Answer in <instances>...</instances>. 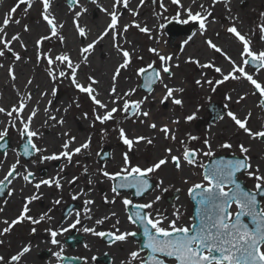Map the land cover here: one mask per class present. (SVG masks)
<instances>
[{
  "label": "rangeland",
  "instance_id": "obj_1",
  "mask_svg": "<svg viewBox=\"0 0 264 264\" xmlns=\"http://www.w3.org/2000/svg\"><path fill=\"white\" fill-rule=\"evenodd\" d=\"M70 1L71 0H59L62 6L68 11L73 10L80 5V3L88 4L90 2V0H77L76 3L70 4ZM18 2L19 0H0V29L14 32V35L18 34L21 42L24 36H27L33 28H37L39 31L42 29L39 36L47 35L49 39L42 41L39 48H37L35 43L37 39L34 38L31 48L25 51L22 47V50L25 52L17 53L20 56L19 60H16L13 55V52L16 53V50H18L17 47L16 50L14 47H11L12 52H8L5 49V55L0 57V67H3V70H0V75L7 74L10 78L11 76L8 73L9 67L13 69V74L15 75V67L17 64H26V68H28V72L31 76L45 79L49 83V96L47 101L49 106L43 107H46V109L62 117L64 124L69 127L66 136L81 135L83 137H89V147L80 152L78 154L79 156L66 167V170L70 172L72 181L81 182V185L86 184L89 187L88 190L81 192L78 189L74 190L71 188L70 184H66L55 172L58 166L57 160L43 162L36 157V152L34 150L33 156L28 160H25L20 155L18 147L22 137L20 134H16V125L20 118L17 117L15 113L12 117H9V121L8 123L5 122L3 130L7 128L8 131L5 137L10 139L11 144L15 140V148L11 147L10 144L11 148L7 149L6 152L10 151L13 164L19 160L16 173L10 179H14L18 176L26 187L29 188V186H31L34 192L39 193L38 199L32 200L28 204L29 211L26 215L36 220H40V217L43 215L45 218L40 220L39 224L48 225L58 214H61L59 210H62L69 204H78L80 208L72 212L70 216L71 220L78 219L82 222L83 218L88 216L90 220L93 221L94 225H101L95 232H101L100 230L112 231L115 233L117 230H119V232L122 230H124V232H130L133 230L132 227L129 226L126 228L124 222L126 221L125 217L127 212L123 200L127 198L130 199L133 204H147L151 202L152 207L146 209L147 213L154 219L157 218V216L163 218L161 226L165 228H168L172 221L176 222L177 227H191L193 223L191 215L192 204L189 199L188 188L196 183H207L203 181V167H201V165L204 166L209 157L223 153L242 156L239 146L243 144L249 149L247 156L249 157V163L252 165L251 170L255 171L258 168L259 172L257 174H264V141H262L261 138L249 136L227 116V112L231 111L241 120L248 117L246 126L250 130L264 131V110L261 105V99L264 98V96H261L260 93L243 78H229L221 84L215 83L217 80H223V75L216 72L215 67H217L219 61L225 59L226 54L230 58L233 57L237 65L244 66L245 70L252 75L254 79L264 85V68H259V70H257V68H252L248 64L244 65V57H241L243 44L233 34L227 32V28L235 25L237 20V23L239 21L238 25L241 24L243 27L240 33L250 41L252 51L258 53L264 50L258 37L260 32L259 27L264 26V0H217L216 3H213V0H179L178 3H173V0H144L142 5L145 11L142 17L149 21L140 23L139 19L134 18V23L130 24L124 17L125 15H122L121 18L124 19H118L116 30L120 31L125 38L123 42L117 40V45H119L122 50H127L130 53L131 63L127 68L123 69V71L130 75L132 86L130 90L135 89V91L131 92L130 95L126 96L115 106L118 111L113 114L112 119L104 123L95 119V116L99 114L98 106L93 104L86 93L80 92L72 84L71 70L67 68L66 64H60L56 61L51 66L48 65L46 57H51L53 59L56 57L54 51L58 50V46H60L58 40L62 34L59 33L56 36H52L51 29L41 15L42 0H29V3L21 4L16 12L12 13L11 9L16 6ZM190 2L194 5L193 7H189ZM157 3L158 6L156 5ZM184 5L189 7L188 10H191L193 13L200 12L201 14H212L213 12L210 21H215L217 25H219V29L211 35L206 31L201 33L199 23L189 20L187 11L184 13L182 12ZM5 16L10 18V22L6 28L3 25ZM90 16L93 17V14ZM208 20L209 19H207L206 22ZM16 21H19V23ZM184 21L187 22L185 23ZM137 24L140 25V27H146L149 31L141 32L139 28L135 26ZM25 25H27L29 31L24 30ZM125 25H128L127 31L124 30ZM169 25L175 28L185 26L188 29L185 33L178 34L175 38H170L167 32ZM196 33L203 34L205 43H203L201 39L199 42L203 48L213 53L212 60L203 63L201 61H198V63L197 61L183 62L179 58L181 48L185 41L188 42L190 40L189 37H192ZM109 34L110 37L112 33L110 32ZM209 40L215 44H218L219 41L223 52L218 53L210 48L207 44ZM2 48L3 45H0V49ZM229 48L234 49V51H232L233 54L229 52ZM149 49H156L161 55L172 57V59L167 62V65L171 69V74L161 72L162 82L158 81L153 86L152 90L146 93L139 89L141 78L140 75H137V69L142 67L147 68L148 64H152L157 70H161L159 56L149 51ZM75 51H77L76 54L69 53L72 61H74L75 57L80 55L78 49H75ZM115 51L123 63L122 54L118 52L117 49ZM38 52L41 57L39 60L37 59ZM205 64H212L214 67L207 68L200 66ZM229 64L231 65L230 62ZM49 68H51L56 75L55 80L48 75ZM60 71H64L66 75L60 77ZM198 76L199 78L197 79ZM197 80H200L201 83L197 84ZM77 81L85 86L89 84L87 81L85 82L80 73H77ZM175 81H182V91L175 95L173 94L172 97L164 100V103L160 100H156L154 105L147 106L146 97L156 93L164 85L169 83L172 84ZM208 81H212V83L209 84ZM240 84H243V88L239 92H236ZM53 89H56L55 94H53ZM240 97H244V99L241 100ZM138 98L143 100L139 112L132 111V113H130L132 110L131 108L128 112L123 111L124 100L138 101ZM173 99H179L182 103L180 105L174 104ZM245 102L249 105L247 110H244L245 106L242 105ZM210 103H219L223 108L224 114L212 124L205 125V120L209 116L206 106ZM14 105L16 106V100L9 95L8 102L2 104L0 108L5 109V115L7 116V112L11 111ZM143 112H147L149 115L145 117L142 115ZM150 114H153L154 121H158L164 116L172 114L173 117L177 118L178 124L169 132L168 138H165V134L162 131L156 133L152 129L149 130L144 126L142 137L145 139L137 142V144L133 143L132 147L129 148L120 138L119 130L127 127V132L133 134L135 121L140 119L141 122H145L150 118ZM189 115L194 116V119L191 121L186 120L185 118ZM28 116L29 115H27V117ZM200 120H203L204 125L202 124L196 128V124L199 123ZM81 122L85 124L83 130H81L79 124ZM13 124H15V127L12 126ZM149 133H151V136ZM172 135L175 136V140L171 138ZM191 136L197 137V139H189ZM127 138L130 139V136H127ZM32 140L37 146L36 139L33 137ZM149 140H151V143H148ZM205 140H208V145L204 144ZM225 143L231 144L232 147H220V145ZM209 146L212 155L206 156L204 153L209 151ZM103 147L110 148V159L101 162L99 161V157ZM185 147L196 150L197 156L195 165H190L183 160ZM166 149H171V153L169 154ZM125 154H127L129 158V167L139 166L141 168H146L159 159L163 158L167 160V163L162 165L160 169L148 175V177L156 183L155 189L144 198L136 201L132 200L131 194L128 192L123 191L120 192L119 195L113 193V179H109L103 175L104 171L114 174L125 167L123 163ZM171 155L180 158L181 166L179 168H177L171 160ZM2 159L4 160V156L0 153V166L10 165L5 161L4 164L1 163ZM25 169L33 173V176L30 177L31 182H27L23 179V175L26 174ZM88 171L92 172L90 180L81 181L85 172ZM42 176H46L50 180L58 179L61 187L57 188L55 184H52L51 186L41 185L39 189L35 188L34 180ZM239 178L250 190H255L254 186L256 180L254 178L249 177L246 172H243ZM9 191L11 190L7 186L5 197L2 196L0 198V217L4 216L3 219H0V231L8 227L5 221H8L10 224L12 216L15 215L14 213H7V211L12 212L11 207H15L11 206L8 208V206H10L8 202L12 195H8ZM173 192H178L177 198L173 200L172 203H169L167 202V198L170 197ZM80 193H82V195H80ZM72 195L75 198L70 197ZM85 195L87 196L86 200L85 197H83ZM105 195L109 198L107 199ZM157 197H159V200L156 199ZM103 199H106V202H104ZM57 200L60 201L59 204L55 203ZM86 201H92V203L85 204ZM260 205L261 210H264V200H261ZM59 206L63 207L60 208ZM85 208L88 209L87 212ZM115 211L117 212L115 213ZM231 212L235 213L236 208L232 207ZM98 220H101L102 223L97 224L96 222ZM32 225L36 227H32ZM65 225L66 223L60 224L55 227L54 230L57 231L60 227ZM33 228H35V230L40 229L37 227V224H33L29 220H23L12 226L7 234L4 233L0 235V257L4 258L0 261V264H6L7 261H9L10 253L13 252H10V249L25 242L24 232L33 230ZM46 228H48L47 236L41 234L40 236L42 238L30 239V242L36 243L44 237L48 240L50 249H53L52 247H59V249L61 248L59 253L78 255L79 252L76 251L78 248L75 246L74 250L69 249L64 243L63 238L62 240L59 239L62 244L61 247L59 244H53L51 242L53 237L49 231L52 229L45 227L41 228V230H45ZM94 240L93 238L88 239L87 237V244L85 246L86 252L90 249V243L94 242ZM96 242L97 239L94 242L96 246L92 245L91 252L100 251ZM117 246L122 248V252L124 253L128 251L131 253L134 251L132 245L126 241H122V243ZM91 252L87 253L90 255ZM39 262H42V260Z\"/></svg>",
  "mask_w": 264,
  "mask_h": 264
},
{
  "label": "snow or ice",
  "instance_id": "obj_2",
  "mask_svg": "<svg viewBox=\"0 0 264 264\" xmlns=\"http://www.w3.org/2000/svg\"><path fill=\"white\" fill-rule=\"evenodd\" d=\"M72 3H76L77 0H71ZM144 0H141V4ZM179 0H173V3H178ZM217 0H213V3H216ZM29 3V0H19L18 4L11 9L12 13H15L17 8L21 4ZM44 12L41 14L43 20L51 29L52 36L57 35V25L55 23V18L51 17L48 14V10L50 7V0H42ZM95 3V0H93ZM121 3V0H116V3L112 5L113 10L108 12L111 20L110 23L107 24L104 31L97 37V40L92 41L87 44L85 47L80 49L82 55L89 53L95 46V44L104 38V36L108 35L110 32L113 34V40L116 39L117 36V26H118V15L115 11L117 4ZM124 7H127V0H123ZM103 11H107L102 9ZM82 11H86L83 9ZM135 14V13H133ZM81 12H76L75 16L79 17ZM187 15L189 20L197 21L199 23V29L201 33H203L206 29V20L211 13L201 14L200 12L193 13L191 10H187ZM10 22V18L5 16L3 19V25L6 28ZM19 23V21H16ZM185 23L187 21H184ZM141 32H148L149 30L146 27H140V25H135ZM128 25L124 26V30L127 31ZM25 31H29L27 25L24 28ZM3 31V29H0ZM76 31L81 37L86 36L85 29L76 23ZM261 31L264 32V26H261ZM227 32L233 34L242 44L243 51L241 52V57H244L243 64L247 65L249 63V58L253 64H257L259 68H264V50L260 52L252 51L250 47V41L245 38L244 35L238 31L235 25H232L227 28ZM264 39V36L261 37ZM20 39L19 35H13L10 40L5 39L4 37H0V45H3V48L0 49V57L5 55V49L8 52H12V48L10 47L13 41H18ZM49 36H41L36 40V46L39 48L42 41L48 40ZM191 39V37H189ZM61 42H63V37H60ZM187 43V41H185ZM207 44L210 48L214 49L216 52L221 53L222 49L219 48L215 43L211 40L207 41ZM21 46L24 45L21 43ZM117 51L122 54L123 63L119 64L112 75V89L111 92L114 94L116 92L115 81L117 77L120 75L122 69H125L131 63V56L127 50H122L119 45H114ZM149 51L156 53L159 56V60L161 62V70L153 69L152 64H148L147 68H139L137 69V75L145 74L147 69H153L152 79L145 85V87H149L151 83H155L156 81H161V72L171 74V69L167 65V62L172 59L170 56L161 55L157 52L156 49H149ZM13 55L16 60L20 59L19 54L14 53ZM40 54L38 52L37 59L39 60ZM48 65L51 66L54 62L58 61L60 64H66L67 68L71 70V82L72 84L82 93H86L89 98L92 100L93 104L97 105L101 109H105L103 115L97 114L95 119L101 123L108 121L113 118V114L118 111L116 107H112L108 110L106 104H104L100 99L97 98L95 94V89L92 87L93 84L98 83L92 76L88 77V80L91 81L87 86L80 84L77 81V69L79 68L78 64H74L71 60L70 56L67 53H61L57 55L54 59L51 57H46ZM86 59V56H85ZM225 59L229 60L231 63V71L226 75L222 73V70L219 67H215V71L221 73L223 75V80H217L216 84H221L224 81L231 79H246L253 88L260 93L261 96H264V85L259 83L256 79L253 78L246 70L244 66L237 65L235 61H232L230 57L225 54ZM198 63V61H197ZM201 67L211 68L214 67L212 64L200 65ZM8 73L11 78L14 80L15 76L13 74V69L9 67ZM238 73V75H237ZM48 75L52 77L53 80L56 79V75L53 73L51 68L48 70ZM66 73L64 71L59 72L60 77H64ZM31 83V81H29ZM197 84H200L201 81L197 80ZM209 84L212 81H208ZM166 95L164 96V100L173 96L174 91H182V89H176L168 87L165 85ZM149 90L150 87H149ZM135 89H131L129 92L124 93L125 96L134 92ZM56 89H53V94H55ZM30 98V97H29ZM119 99V97H117ZM230 99V98H229ZM240 99H244V97H240ZM163 102V101H162ZM115 103V101H114ZM143 103V100L140 101H128L124 100L123 111L128 112L131 108L135 112H139L140 105ZM173 103L180 105L182 103L179 99H173ZM262 105H264V101H262ZM25 104L23 101L19 104V106H13L11 111L7 112L9 117H12L15 113L17 117L20 116V113L23 111ZM47 111V109H45ZM5 112L4 108H0V113ZM36 115V110L33 109L32 113L27 117V121L21 119L20 123L23 127L20 129V136L23 138L27 136L28 141L25 145L24 155H31L29 151V146L35 152H40L42 149L38 148L35 143H33L32 138L38 135L37 132L32 131L30 129V124L33 117ZM143 116L147 117L149 113L143 112ZM227 116L230 117L234 123L242 129L245 133L253 138H264V131H252L250 130L246 124L248 117H245L244 120L238 118L233 112L228 111ZM55 119V117H52ZM188 121L194 119V116L189 115L185 118ZM58 123H63V121H59ZM15 127V124L12 125ZM149 127L155 129L156 124H151ZM7 128L3 131H0V141L4 140V137L7 135ZM120 138L123 143L128 145L129 148L132 147L134 141L128 139L124 130L120 129ZM161 131L165 134V138L169 137V128L165 125ZM171 138L175 140V136L172 135ZM75 139L74 137L72 138ZM144 137H137L136 142L144 140ZM189 139L196 140L197 137L191 136ZM151 143V140L148 141ZM205 145H208V140L204 141ZM2 146V145H0ZM65 151H61L59 154H53L51 156H43L41 160H56L61 157L66 158L68 161H71L72 156L74 154L80 153L82 149H86L89 147L88 142L82 143L79 147L68 151L69 143L65 142L62 145ZM222 148H231L232 145L225 143L220 145ZM240 153L242 154V158L230 160L227 162L219 161L214 162L211 166L205 168L203 173V181L207 182L206 184L196 183L188 188V193L190 196H193L195 193L199 196L197 200V204L200 205L197 209V215L200 218L199 226L192 227H177L176 222L172 221L169 224L168 228H165L162 225L163 218L157 216V218H152L151 215L147 212H143V209H150L152 207V203L147 204H135L130 199L125 198L123 200V204L127 209L130 205L135 209L132 215L128 216V220L130 223L136 224L139 222L143 225L145 243L143 245L144 248L150 250V254L146 259H141L138 251H132L129 255L133 260L140 259V264H166L165 258H171L175 264H264V210L258 209V201L257 194L264 193V174H257L259 169L257 168L255 171H252V165L249 163V157L247 153L249 149L245 147L243 144L239 146ZM166 151L170 154L171 149H166ZM204 155L211 156V148L209 146V151L205 152ZM196 150H191L185 147L183 152V160L186 161L190 165L196 164ZM171 160L174 162L175 166L179 168L181 166L180 158L175 155H171ZM123 163L125 167L121 168L119 172L114 174H110L107 171L103 172V175L108 177L109 179H119L120 183L114 185L112 188V192L116 195H119L117 189L118 188H135L136 195L140 196L144 192L148 190L151 185L148 182V175L150 173H154L156 170L160 169L162 165L167 163L166 159H159L157 162L153 163L151 166L146 168H141L139 166H130L129 167V158L127 154L124 155ZM19 164V160L16 163L12 164L8 169L7 174L0 179V191H3V186L5 182L11 183V177L16 173L17 165ZM201 167H204L201 165ZM244 171L251 178L256 180L255 191L245 190L237 183L235 176L238 172ZM26 174L23 175V179L27 182L30 181V177L33 176V173L25 169ZM75 179V178H74ZM55 184L57 188L61 187L58 179L51 180H40L39 183L35 184V188L39 189L41 185L51 186ZM226 185H231L225 190ZM196 190H199L198 192ZM11 191H9L8 195H11ZM75 198V197H74ZM195 198V196H193ZM38 199L37 196L26 197V203L23 210L20 212V215L17 219H14L9 224L8 221H5L8 224V227H5L0 235L7 233L12 226L15 224L22 222L23 220H29L33 224L39 223L40 220H43L45 217L42 215L40 220L33 219L31 216L26 215L29 211L28 204L32 201ZM159 200V197L156 198ZM114 202V201H113ZM55 203L59 204L60 201L57 200ZM92 201H86V204H90ZM235 204L237 211L232 213L229 211L230 207ZM87 212L88 209L85 208ZM244 217H248L251 219L250 226L248 223L244 222ZM76 223H79L77 219ZM97 224L102 223L101 220L96 222ZM71 227H75L73 224ZM35 232V228L32 230ZM53 237L52 243L57 244L58 241L55 239L57 232L49 230ZM85 232H92L97 236H105L104 232H95L93 229L85 228ZM107 235L112 237L113 243L117 241H125L130 236H135V232H119L117 230L116 233H108ZM30 248L25 246L18 254L13 255L11 257V261H19L21 256L25 253L29 252ZM53 255L58 256V253H53ZM4 258L0 257V261Z\"/></svg>",
  "mask_w": 264,
  "mask_h": 264
},
{
  "label": "bare ground",
  "instance_id": "obj_3",
  "mask_svg": "<svg viewBox=\"0 0 264 264\" xmlns=\"http://www.w3.org/2000/svg\"><path fill=\"white\" fill-rule=\"evenodd\" d=\"M114 3H116V0H95V3H93V0H90L88 4L80 3V5L75 7L73 10L68 11L65 7L62 6L59 0H50L48 14L51 17L55 18V23L57 25V34L61 33V37H63V42H61L60 38L59 40L57 39L60 42V46H58V50L54 51L56 56L60 55L61 53H67L68 55L72 53L76 54L77 51H75V49H78L80 51L82 47H85L92 41L97 40V37L104 31L107 24L110 23L111 18L108 15V12H111L113 10L112 5ZM156 5L158 6V3ZM185 5L182 10L183 13L187 11L190 6H194L192 5V2H190L189 7ZM41 8V11L43 13V3L41 4ZM83 9H86V11H82ZM102 9H105L107 11H103ZM115 11L117 12L119 20L124 19L121 17L122 15H125L124 17L130 24L134 23V18L139 19L140 23H146L147 21H149L148 19L142 17L145 8H143L141 0H127V7H124L123 0H121V3L117 4ZM76 12H81V15L79 17H76ZM91 14H93V17L90 16ZM212 14L209 16V20L206 22L205 29V31L210 35L214 34L219 29V25H217L215 21H210L212 18ZM76 23H79V25L85 29V37H81L76 31ZM238 23L236 20L235 26L239 31H241L243 27L241 24L238 25ZM259 28L260 32L258 37L260 39L261 45L264 48V39L261 38L262 36H264V33L261 31V26ZM40 31H42V29H40ZM40 31L37 28H33L27 36H24L22 42L20 40L13 41L11 43L12 46L10 45V47H14L15 50L17 47L18 50H16V53H23L27 51L29 48H31L33 39H38L39 37H41L39 36ZM116 32L118 34L115 40H113V34H111L110 37V34H108L104 36L102 40H99L89 53L82 55L80 52V55L78 57H75L73 61L74 64L80 65L77 69V73H80L82 75L85 82L87 81V83H91V81L88 80L89 76H92L96 81H98V83L93 84L92 87L95 89L97 98L107 105L108 110H110L112 107L117 106L121 102V100L126 97L124 93L129 92L130 88H132L130 75L124 73L122 69L120 75L115 81L116 92L114 94L111 92L113 85L112 75L114 74L115 68L122 63L121 58L115 51L116 47H114V45H117V40L123 42V39L125 38V36L120 31L116 30ZM13 35L14 32H9L6 30L0 32V37H4L7 40H10ZM200 39L203 41V43H205L203 34L196 33L187 43L183 44V47L181 48V52L179 54V58L181 61H201L203 63L212 60L213 53L202 47L199 42ZM21 43L24 45L23 50L25 49V51L22 50ZM216 45L219 48H222L219 41L218 44L216 43ZM228 50L230 53L234 51L233 48H229ZM231 60L236 62L233 57H231ZM217 67H219L222 70V73L225 75L231 71V65L229 64V60L227 59L219 61ZM15 69L16 71L14 80L11 77L9 78L7 74L0 75V106H2V104H4L5 102H8L9 95H11V97L16 100L17 107L19 106L21 101L24 102L25 107L20 113V119L19 121H17L16 125L17 135L20 134V129L23 127V125L20 123V120L23 119L27 121V115H30L33 109L36 110V115L31 121L30 129L38 133V135L34 138L37 141V147L42 149V151L36 152V157L39 160H41V157L43 156H51L54 153L59 154L61 151H65V149H63L62 147L65 142L69 143L68 151L79 147L82 143L89 142V137H83L81 135H72L71 137H67L66 133L68 132L69 127L64 124L62 117L54 114L48 109L47 111H45L46 107L43 106H49L47 103L49 96V83L45 79H39L38 77L31 76L28 72V68H26V64L19 63L17 64ZM0 70H3V67H0ZM198 78L199 76L197 77V79ZM29 81H31V83H29ZM167 86L173 88L174 90L183 88L182 81H175L172 84H167ZM242 88L243 84H240L236 92H239L240 90H242ZM178 92L180 91H174L173 94L175 95ZM165 95L166 89L164 85L156 93L145 98L147 100V106L154 105L156 103V100H160L161 102L163 101L164 103ZM117 97H119V99H117ZM138 101H140V98H138ZM242 105L245 106L244 110H247L249 108V105L246 102ZM104 112L105 109H101L98 107L99 114L103 115ZM6 117L7 116L5 115V112L0 113V131H3L5 122L9 121V118L7 119ZM52 117H55V119H52ZM61 120L63 121V123H58ZM153 123L157 126L155 129L149 127V125ZM79 124L81 130H83L85 124L82 122ZM177 124V118L173 117L172 114H170L169 116H164L158 121H154L153 114H150V118L145 122H141L140 119L135 121L133 134H129L127 132V127H124L123 130H126V136H130V139L133 140L135 144H137L136 138L142 137L144 126L145 128H148L149 130L152 129L157 133L158 131H161V129L165 125H167L171 132L172 128L176 127ZM149 135L151 136V133H149ZM73 137L75 138L74 140L72 139ZM83 150L84 149H82L81 152ZM78 154L79 153L74 154L71 161H68L63 157H61L60 159H56L58 166L55 172L66 184H70L71 188H73L74 190L78 189L79 191L84 192L88 190L89 187L86 184L81 185V182L72 181L70 172L66 170V167L70 164V162H73L77 158V156H79ZM3 156L4 160L2 159L1 163L4 164L5 161L10 165L13 164V159L10 151L6 152ZM48 161L49 160H44L43 162ZM10 165L0 166V179H3V177L7 174L8 169L11 167ZM91 175V171L85 172L84 177L81 181L90 180ZM40 180L50 179L46 176H42L34 180V184L39 183ZM8 187L12 191L11 198L8 202L10 206H8V208L11 206L15 207H11L12 212L7 211V213H14L15 215L12 216V220H14L17 219V217L20 215V212L23 210L26 203L25 198L30 196L38 197L39 193L34 192L33 189H31V186H29V188L26 187L24 182H22L21 178H19L18 176H16L14 179H11V183H8ZM80 195H82V193H80ZM106 196L107 195H105V197ZM70 197L74 196L72 195ZM83 197H85L86 200L87 196L85 195ZM108 198L109 197L107 196V199ZM105 200L106 199H103L104 202H106ZM116 212L117 211H115V213ZM3 217L4 216H1L0 219H3Z\"/></svg>",
  "mask_w": 264,
  "mask_h": 264
},
{
  "label": "flooded vegetation",
  "instance_id": "obj_4",
  "mask_svg": "<svg viewBox=\"0 0 264 264\" xmlns=\"http://www.w3.org/2000/svg\"><path fill=\"white\" fill-rule=\"evenodd\" d=\"M6 118L8 119L9 116L7 115ZM14 143H15V140L11 144L10 139H8V149H10L11 147L15 148ZM10 144H11V147H10ZM5 153L6 152H4L3 154ZM6 193H7V188H6V191L3 197H5ZM79 208H80V205L74 204L73 207L67 212L65 210L66 207H64L62 210H59L61 214H58L54 220L49 222L48 225L36 223L37 227H39L40 229L35 230V232H33L32 230L24 232L25 233L24 237L26 241L21 244L19 243L20 245H16L14 248L10 249V252L11 251L13 252L10 253V256L8 259L9 261H7L6 264H18V263H22V264H140V259L133 260L130 257L129 255L130 251L124 253L122 252V248L117 246L118 244H121L122 241H117L113 243L112 237L107 235L108 233H115V232L100 230L101 232H104L106 235L97 236V235H94L92 232L84 231L85 228H90L95 231L97 228L101 227V225L100 226L94 225L93 221L90 220L88 216H85L82 222L79 220V223H76L77 221L76 219L71 220L70 216L72 212H74L75 209H79ZM144 211L147 212L146 209H144ZM128 216L129 215L127 214L125 217L126 221H124L126 228L131 226L133 230L130 232H135L136 235L128 237V239L125 241L132 245V248L134 249V251L139 252V256L141 259H146L149 254L147 250L143 249L141 246V238L139 237L140 230H138L136 224L129 222ZM63 223H66V225L63 227H60L59 230L57 231L54 230L55 227ZM73 224H75V227H71ZM32 227H36V226L32 225ZM45 227H49L50 229L57 232L55 239L58 241L57 244H59L60 247L62 246L60 242L62 238L64 239V243L68 246L69 249L74 250L76 246L78 248L76 251L79 252L78 255H73V254L67 255L64 253L63 254L59 253V251H61L60 250L61 248L59 249V247L58 248L52 247L53 249H50L48 240L44 237L43 239H41L40 241L36 243L30 242V239L42 238L40 236L41 234H44L43 236L45 235L47 236L48 228H46L45 230H41V228H45ZM66 229H69V230H66ZM123 232L124 230L121 231V233ZM87 237L88 239L89 238H93L95 240L97 239L96 243L98 244V247L100 249L99 252H91L92 245L96 246L94 244L95 240L94 242L90 243L91 244L90 249L87 250V252L88 253L91 252V254L89 255L86 252L85 246L87 244L86 243ZM25 246H28L30 248V251L25 253L23 256H21L19 261H15V262L11 261V257L13 255L18 254ZM53 253H58L59 255L56 256V255H53ZM165 259H166L167 264H175V262L171 258H165ZM41 260L42 262H39Z\"/></svg>",
  "mask_w": 264,
  "mask_h": 264
},
{
  "label": "water",
  "instance_id": "obj_5",
  "mask_svg": "<svg viewBox=\"0 0 264 264\" xmlns=\"http://www.w3.org/2000/svg\"><path fill=\"white\" fill-rule=\"evenodd\" d=\"M70 4H72L71 1H70ZM171 26H173V25H171ZM168 32H169V35H170L171 38H175V37L178 36V34L185 33L186 32V28L184 26H179V27L175 28V27H170V25H169ZM249 63L252 64L254 67H258L257 64H253L251 62V59H249ZM153 69L157 70L155 67H153ZM153 69H147V72L145 74H141L142 82L140 84V89L143 90L144 92H150L152 90V87L154 86V84L157 82L156 81L155 83H151L149 85L151 90H149V87H145V85L149 82V80L152 79V75L151 74L153 73ZM207 109H208V111H209V113L211 115V117L208 119V123H212L213 121H215L218 117H220L223 114L222 106L219 105V104H209L207 106ZM27 141H28V138H24L23 144L20 147L21 152H22L23 155H24L25 145L27 144ZM29 151L31 152V155H28V156L24 155V157L26 159L30 158L32 156V154H33V150L31 149L30 146H29ZM104 151H105V154H104L103 157L104 158H108L109 157V150L105 149ZM240 158H242V157L230 156V155H219L217 157H211V158H209L208 162L205 164L204 170H205L206 167L211 166L214 162H219V161L227 162V161H230V160H235V159H240ZM241 172H238L236 174L235 179H236L237 183H239L242 188H244L245 190H248L246 188V186L244 185V183L237 179V175L240 174ZM203 173H204V171H203ZM148 182L151 185V187H149L148 190L146 192H144L140 196H137L135 194L136 193V189L135 188H121V189H126V190L132 191L134 198L142 197L145 193L149 192L154 187V184L150 180H148ZM119 183H120L119 179L115 181V185H117ZM5 185H6V183L3 186V190L5 189ZM227 186L231 187V185H226L225 187H227ZM118 189L120 190V188H118ZM196 191L198 192L199 190H196ZM2 192L3 191H1V193ZM193 196H195V198H193ZM193 196H190L191 201L193 202V218H194L193 226H199L200 225V218L197 215V209H198V207H200V205L197 204V200L199 199V196L196 195L195 193L193 194ZM260 198H264V193H258L257 194L258 209H260ZM131 210H130V214L132 215V213L135 211V209H134V211L133 210L131 211ZM243 219H247L244 222L248 223L250 226H252L250 218L244 217Z\"/></svg>",
  "mask_w": 264,
  "mask_h": 264
}]
</instances>
